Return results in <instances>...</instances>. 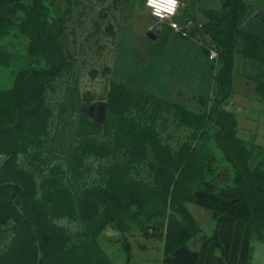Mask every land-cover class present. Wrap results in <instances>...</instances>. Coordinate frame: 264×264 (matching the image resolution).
Here are the masks:
<instances>
[{"label":"rangeland","instance_id":"obj_1","mask_svg":"<svg viewBox=\"0 0 264 264\" xmlns=\"http://www.w3.org/2000/svg\"><path fill=\"white\" fill-rule=\"evenodd\" d=\"M41 1L35 28L16 9L31 10L33 0L0 4V120L21 103L19 75L45 67L48 55L61 65L30 85L44 87L45 98L32 132L24 119L0 134V171L15 148L7 174L34 181L25 203L42 221L26 229L22 207L0 184V264H34L36 246L41 264H162L173 230L185 229L182 238L200 231L191 246L210 238V212L194 195L208 185L225 195L247 191L216 142L213 105L224 90L220 108L236 116L250 180L264 186V43L237 33L222 84L225 61L211 50H221L229 0H180L184 31L158 24L146 0ZM253 199V262L264 264V202ZM158 221L156 232L140 229Z\"/></svg>","mask_w":264,"mask_h":264},{"label":"trees","instance_id":"obj_2","mask_svg":"<svg viewBox=\"0 0 264 264\" xmlns=\"http://www.w3.org/2000/svg\"><path fill=\"white\" fill-rule=\"evenodd\" d=\"M232 3L231 9V16L230 21L226 27V33L224 39L220 41L221 43V50L215 49L218 52V57H222L225 61V65L219 71V79L222 84H224V78L226 75L230 76L233 66V50H234V36L238 34H242L244 39H249L251 43L262 42L264 43V39L259 38L255 35L247 33L243 30H240V15L245 9V3L243 0H229ZM0 4L2 5H10L12 4V0H0ZM42 8V1L41 0H33V7L31 10H27L21 6L17 7L16 9H23L25 10L27 17L23 21V25L27 27L35 28V25L38 23L36 22V16L34 13L36 11L41 10ZM32 38V45L33 47L38 45V37L36 35H31ZM216 48V47H215ZM262 54V53H261ZM264 54V53H263ZM252 57H256L255 53ZM52 58L50 55L47 56V63L46 66L39 70H33V72L29 73L26 77L18 76L16 85L14 87L15 93L18 95L19 102L15 105L14 101L11 103L10 111L8 116L6 113L2 115V119L0 120V134L6 133L8 131V127L12 125L13 122L17 121L18 123L22 122L24 119L27 120L29 123H25L22 126H27V129L32 132L33 128L32 125L36 120L37 116L39 115L40 111L44 107L45 98H44V87H40L38 92L34 91V87L30 86L32 82H41V80L45 78H49L51 76H55L58 74L60 70V66L53 64ZM57 61V59H56ZM224 86V85H223ZM264 95V92H263ZM225 90L223 91L222 97L213 105V113L218 119L219 124V131L216 136V142L218 146L223 150L225 158L233 164L235 169L237 170L238 174L242 177L243 181L245 182V187L247 191L238 194H230L225 195L220 192H215V187L208 185L205 189H200V191H207L210 193H214L221 198L224 199H241L244 198L247 200L249 204L250 210V221L253 224V234L258 233L256 229V207L254 204L253 196H257L263 199L264 202V186L254 184L251 178L250 170L247 166L246 160L243 154V147L240 141L236 138V131H237V119L233 112L228 110H223L220 108V104L224 99H226ZM4 141H1L3 143ZM4 144V143H3ZM9 150V151H8ZM5 152L7 155V159L5 160L4 164L1 167L0 171V184L1 186L10 193V199L15 206H21L23 213H19V217L22 219L24 223V227L26 229H31L34 226L38 228L41 227L42 221L37 214H33L28 211V207L26 205V198L27 194L29 193L30 188H34V181L30 180L27 174H17L15 177L13 175H8V170H10L13 165L15 164V159L18 155V152L15 148H8ZM13 177V178H10ZM13 181L15 184H4L5 182ZM247 185V186H246ZM195 203H197V197L194 195ZM12 204V205H13ZM23 205V206H22ZM45 220L47 219V214L43 213ZM190 222H193V218L189 216L187 218ZM164 226V221H158L156 223H144L140 226L142 231L147 233L156 232L160 228ZM180 228V232H184L185 229L182 227ZM178 231V230H177ZM176 233V230L171 232V236L169 241L166 245L165 253L169 255L177 250L182 245L186 244V242L196 235L200 231H196L191 235H188L184 238L181 237L180 232ZM34 230V234L36 235ZM37 246L34 255V264L38 263L37 258ZM41 264V259H40ZM248 264H253L252 262H248Z\"/></svg>","mask_w":264,"mask_h":264},{"label":"crops","instance_id":"obj_3","mask_svg":"<svg viewBox=\"0 0 264 264\" xmlns=\"http://www.w3.org/2000/svg\"><path fill=\"white\" fill-rule=\"evenodd\" d=\"M243 1L245 9L239 28L264 39V0ZM196 197V204L210 212L212 235L195 245H182L165 256L162 264H256L253 262L256 239L247 200L224 199L207 191L197 192Z\"/></svg>","mask_w":264,"mask_h":264},{"label":"clouds","instance_id":"obj_4","mask_svg":"<svg viewBox=\"0 0 264 264\" xmlns=\"http://www.w3.org/2000/svg\"><path fill=\"white\" fill-rule=\"evenodd\" d=\"M178 0H147V6L153 9L152 15L163 19L176 13ZM174 26V25H173Z\"/></svg>","mask_w":264,"mask_h":264},{"label":"built area","instance_id":"obj_5","mask_svg":"<svg viewBox=\"0 0 264 264\" xmlns=\"http://www.w3.org/2000/svg\"><path fill=\"white\" fill-rule=\"evenodd\" d=\"M146 5H147V0H146ZM148 7V6H147ZM181 7V2L180 0H178V4H177V10L176 13L172 16H165L163 19H161L160 17L154 16L157 21L158 24H168L171 28L178 30V31H184L183 27L181 26L180 22L177 20V15L179 14V10ZM150 9V13L152 14L153 9L151 7H148ZM174 25V26H173ZM211 57L212 58H217L218 57V52L215 49L211 50Z\"/></svg>","mask_w":264,"mask_h":264},{"label":"water","instance_id":"obj_6","mask_svg":"<svg viewBox=\"0 0 264 264\" xmlns=\"http://www.w3.org/2000/svg\"><path fill=\"white\" fill-rule=\"evenodd\" d=\"M198 17L201 20L203 25H206L207 23L210 22V19L206 15H204L203 13H198ZM160 30H161V26L159 25L154 32L150 29L148 35L151 36L153 39H156L157 32H159ZM37 264H40V257L38 259Z\"/></svg>","mask_w":264,"mask_h":264},{"label":"bare ground","instance_id":"obj_7","mask_svg":"<svg viewBox=\"0 0 264 264\" xmlns=\"http://www.w3.org/2000/svg\"><path fill=\"white\" fill-rule=\"evenodd\" d=\"M156 25V24H155Z\"/></svg>","mask_w":264,"mask_h":264}]
</instances>
